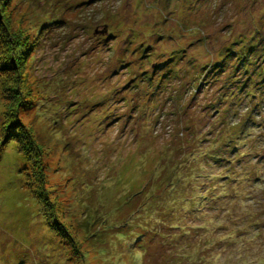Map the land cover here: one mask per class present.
Here are the masks:
<instances>
[{
    "label": "clouds",
    "instance_id": "9594fccd",
    "mask_svg": "<svg viewBox=\"0 0 264 264\" xmlns=\"http://www.w3.org/2000/svg\"><path fill=\"white\" fill-rule=\"evenodd\" d=\"M0 264H264V0H0Z\"/></svg>",
    "mask_w": 264,
    "mask_h": 264
}]
</instances>
